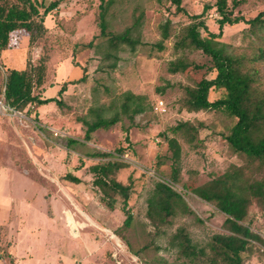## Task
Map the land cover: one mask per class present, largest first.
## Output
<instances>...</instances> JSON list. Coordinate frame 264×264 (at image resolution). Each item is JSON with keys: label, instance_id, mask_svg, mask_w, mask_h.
<instances>
[{"label": "rangeland", "instance_id": "1", "mask_svg": "<svg viewBox=\"0 0 264 264\" xmlns=\"http://www.w3.org/2000/svg\"><path fill=\"white\" fill-rule=\"evenodd\" d=\"M42 1L47 5L51 0ZM216 1L180 0V5L188 14L200 13L208 6L204 12L207 28L217 32ZM99 2L60 0L46 14V31L37 35L38 40L30 43L26 31H14L0 54V62L16 68L27 61L37 64L41 55H47L43 96L63 101L61 106L55 101L29 106L26 114L31 120L22 123L0 115V264H184L186 259L179 257L177 247L169 242L178 227L207 253L212 236L228 232L223 213L183 189V183H201L222 173L229 163L240 162L222 139L234 121L231 117L178 108L180 83L186 77L170 73L169 61L184 55L198 64H212L200 51L173 46L175 34L189 17L176 11L173 0H111L104 16L105 33L100 34ZM226 3L231 8L232 0ZM261 10L264 0H240L233 8L245 18ZM166 22L168 37L164 38ZM246 27L243 22L225 25L220 39L240 45ZM127 28L128 40L111 39L117 40ZM89 41L91 46H86ZM202 73L201 69L192 71L195 78ZM84 74V81H76ZM2 80L0 72V84ZM72 80L75 82H69L58 95L60 85ZM33 92H42L41 86ZM126 92L140 95L145 106L133 123L120 111ZM219 94L212 90L209 97ZM100 107L107 117L120 113V120L108 129L95 130L91 139L85 140L82 119H95L92 110ZM181 120L204 126L196 144L175 136L180 159L174 163L167 139L173 136L170 127ZM126 127L129 141L124 139ZM69 138L75 142L68 143ZM119 147L125 151L117 152ZM97 150L112 153L92 157ZM107 159L128 164L115 173L118 181L130 184L128 205L133 220L128 228L122 226L125 214L120 195H115L114 208L109 209L92 183L88 166ZM173 167L178 169L175 183L171 181ZM68 172L81 181L64 178ZM157 181L171 182L187 204V209L177 207L169 222L160 227L147 215V200ZM188 208L193 213L186 211ZM250 214L252 228L264 236V219L256 207ZM128 247L138 250V258L129 254ZM2 248L10 257L1 256ZM242 256L245 264H264V247L256 242L252 252Z\"/></svg>", "mask_w": 264, "mask_h": 264}, {"label": "trees", "instance_id": "2", "mask_svg": "<svg viewBox=\"0 0 264 264\" xmlns=\"http://www.w3.org/2000/svg\"><path fill=\"white\" fill-rule=\"evenodd\" d=\"M173 1L176 3V11L186 13L189 17V21L180 26L175 34L173 46L176 49L200 51L212 61L209 66L198 64L184 55L169 61L170 73H182L186 77L185 82L180 83L182 96L178 101V108L188 112H221L231 117L234 121L227 132L222 134V139L240 162L229 163L222 173L201 183H183L184 190L212 204L225 215L223 222L228 232L212 236L208 253L204 247L192 242L183 227L176 229L169 242L177 247L178 256L186 259L184 264H194L196 261L202 264H245L243 253H251L256 242L264 247V236L252 228L253 216L250 214L252 207H256L264 219V10L245 18L233 11L240 0H232L231 8H227L226 0H217L218 31L213 32L207 28L204 19L208 6L205 5L200 13L188 14L180 5V0ZM59 2L60 0H51L46 5L42 0H16L10 3L0 0V54L8 47L10 35L14 31H26L30 43L38 40L37 35L46 31L43 24L46 14L56 8ZM110 2L111 0H100L98 4L100 34L105 33L104 16ZM240 22L247 24L242 44L234 45L220 39L225 25ZM128 29L117 36V40L113 36L111 39L128 40ZM162 35L164 38L168 37V22L162 26ZM91 41L86 46H91ZM47 60V55H41L37 64L27 61L22 68L0 62V72L3 75L0 100L26 112L30 105L38 106L49 101H55L58 106L63 105V101L56 96L44 97L42 92H33L36 86H41V90H44ZM199 69L203 73L195 78L192 71ZM84 80L85 74L76 81ZM69 82L75 81H64L57 91L58 95L66 90ZM212 90L220 91L219 96L210 99ZM144 109L140 95L126 92L120 111L128 116L131 123L134 122L135 115L142 113ZM104 110L102 107L92 110L95 112V119L91 121L82 119L86 126L83 135L85 140L89 141L95 130L108 129L120 120V113L115 112L107 117L103 115ZM203 126L202 122L195 124L190 120H181L170 127L173 136L167 142L174 163L180 159V145L175 136H181L189 144H196L200 142L198 134ZM124 131V139L129 141L128 127ZM72 142L75 140L69 138L68 143ZM116 151L122 153L125 149L119 147ZM111 153L108 150H97L91 156L104 158ZM82 165L83 162H80V166ZM127 166L122 160L111 159L93 162L88 166L93 176L92 183L101 192L100 200L109 209L114 208L115 195H120V207L125 214L122 222L124 228H128L133 220L128 205L130 184L118 181L115 173ZM177 175L178 169L173 167L172 182L177 181ZM63 177L75 183L81 181L79 176L71 172L65 173ZM177 207L187 209L181 192L175 190L171 182L157 181L153 194L147 200V215L153 220V224L160 227L169 222ZM186 211L193 213L189 208ZM128 252L138 258V250L133 251L128 247ZM1 256L7 258L10 254L2 248Z\"/></svg>", "mask_w": 264, "mask_h": 264}, {"label": "built area", "instance_id": "3", "mask_svg": "<svg viewBox=\"0 0 264 264\" xmlns=\"http://www.w3.org/2000/svg\"><path fill=\"white\" fill-rule=\"evenodd\" d=\"M160 103L162 104L161 101ZM30 107H33V105H30ZM26 113L27 112L25 110H18L14 107L8 106L2 100H0V115L3 114L12 116L14 118H17L22 123L24 121L26 122L31 120Z\"/></svg>", "mask_w": 264, "mask_h": 264}, {"label": "crops", "instance_id": "4", "mask_svg": "<svg viewBox=\"0 0 264 264\" xmlns=\"http://www.w3.org/2000/svg\"><path fill=\"white\" fill-rule=\"evenodd\" d=\"M45 89L42 91V94H44ZM45 95V94H44ZM37 108V107H36Z\"/></svg>", "mask_w": 264, "mask_h": 264}]
</instances>
